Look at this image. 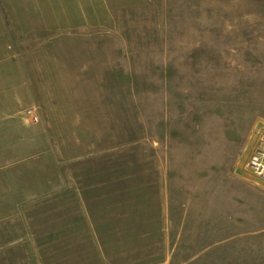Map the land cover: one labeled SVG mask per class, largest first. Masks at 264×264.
<instances>
[{
  "label": "rangeland",
  "instance_id": "rangeland-1",
  "mask_svg": "<svg viewBox=\"0 0 264 264\" xmlns=\"http://www.w3.org/2000/svg\"><path fill=\"white\" fill-rule=\"evenodd\" d=\"M0 5V264H264V0Z\"/></svg>",
  "mask_w": 264,
  "mask_h": 264
},
{
  "label": "built area",
  "instance_id": "built-area-1",
  "mask_svg": "<svg viewBox=\"0 0 264 264\" xmlns=\"http://www.w3.org/2000/svg\"><path fill=\"white\" fill-rule=\"evenodd\" d=\"M246 166L251 172L264 177V130L258 132L255 148Z\"/></svg>",
  "mask_w": 264,
  "mask_h": 264
},
{
  "label": "crops",
  "instance_id": "crops-1",
  "mask_svg": "<svg viewBox=\"0 0 264 264\" xmlns=\"http://www.w3.org/2000/svg\"><path fill=\"white\" fill-rule=\"evenodd\" d=\"M2 11V6L0 5V13ZM2 22L3 20H0V25H2ZM8 44V39H7V36L6 34L2 31V28L0 26V49L1 48H5L6 45ZM22 82V81H21ZM22 84V83H21ZM261 128H259L258 130H260ZM258 130H257V136H258ZM255 136H256V133H255ZM256 139L255 138V143L254 145L256 144ZM249 184H252L250 185L253 189H255L256 191H258L259 193V196L264 200V179H256L254 181H251L249 182ZM49 188H53V185L50 186L48 185ZM48 188V189H49ZM47 191V189H46ZM250 234H253L255 235L256 238L258 237H264V227H258V228H255L253 231H249V232H245V235H250Z\"/></svg>",
  "mask_w": 264,
  "mask_h": 264
}]
</instances>
